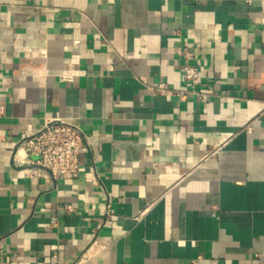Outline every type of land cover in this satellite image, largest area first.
I'll list each match as a JSON object with an SVG mask.
<instances>
[{
    "label": "crops",
    "instance_id": "obj_1",
    "mask_svg": "<svg viewBox=\"0 0 264 264\" xmlns=\"http://www.w3.org/2000/svg\"><path fill=\"white\" fill-rule=\"evenodd\" d=\"M0 103V264H264V0H0Z\"/></svg>",
    "mask_w": 264,
    "mask_h": 264
},
{
    "label": "built area",
    "instance_id": "obj_2",
    "mask_svg": "<svg viewBox=\"0 0 264 264\" xmlns=\"http://www.w3.org/2000/svg\"><path fill=\"white\" fill-rule=\"evenodd\" d=\"M184 56L183 79L193 87L198 81V70L189 63V54ZM151 90L155 94L175 95L179 101L187 98L186 92L172 93L164 83L153 85ZM3 115L4 105L0 103V117ZM85 144V137L77 125L54 117L47 119L37 132L25 135L19 147L28 157L35 159L34 164L37 167L47 171L54 179L74 180L78 175V154ZM105 216H110L108 207H106Z\"/></svg>",
    "mask_w": 264,
    "mask_h": 264
}]
</instances>
